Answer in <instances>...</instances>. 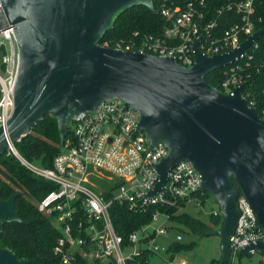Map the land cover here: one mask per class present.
<instances>
[{
  "label": "water",
  "instance_id": "water-1",
  "mask_svg": "<svg viewBox=\"0 0 264 264\" xmlns=\"http://www.w3.org/2000/svg\"><path fill=\"white\" fill-rule=\"evenodd\" d=\"M134 5L156 12L153 0H0V32L14 27L18 53L13 109L0 125V155L45 114L57 121L61 148L71 120L106 99L121 98L140 115L136 128L145 133L148 148L163 143L169 150L153 163L159 181L148 194L162 192L170 169L190 161L200 174L199 189L212 195L221 212L220 227L206 235L219 237L223 262L240 215V194L264 229V119L241 96L243 85L228 94L204 77L245 54L264 28L213 56L197 49L199 37L191 67L174 57L100 45L117 17ZM22 194L3 199L0 187V232L8 222H30L16 211ZM254 253L264 263V238L238 250L241 256ZM28 262L0 246V264Z\"/></svg>",
  "mask_w": 264,
  "mask_h": 264
},
{
  "label": "built area",
  "instance_id": "built-area-1",
  "mask_svg": "<svg viewBox=\"0 0 264 264\" xmlns=\"http://www.w3.org/2000/svg\"><path fill=\"white\" fill-rule=\"evenodd\" d=\"M256 1H235L217 8V15L232 10L241 19L215 32L217 19L209 18L204 0L188 1L182 6L164 3L160 7V14L165 18L162 34L135 30L129 37L116 41L102 38L99 44L174 57L179 65L191 67L195 61L193 42L199 37L197 49L213 56L238 47L258 30L253 21ZM258 40L253 41L248 51L252 47L257 48ZM1 46L7 50L2 58L5 71L0 72V125H5L13 109L18 63L12 25L0 32ZM248 51L224 67L221 90L232 94L235 88L243 85L241 96L247 100L248 106L255 110L258 106L259 112H256L264 119V103L251 90L244 91L248 78L245 70L249 64L243 59L252 57ZM261 68L258 66L257 69ZM262 93L264 95V90ZM139 117L137 111L125 107L123 99H106L83 118L72 120L71 136L69 139L66 136L50 168L35 167L21 157L12 144L8 146L22 165L54 185L36 206L60 233L53 246L58 264H144L147 260L143 262L140 259L143 252L156 253L160 249L157 238L167 237L173 231L167 226L171 214L167 209L173 207L178 214L187 204H192L197 207L196 212L201 213L204 191L199 189L200 174L188 160L170 169L162 192L148 194L159 181L153 163L165 157L169 150L163 143L148 148L145 133L136 128ZM97 183L103 187L97 188ZM237 202L240 215L229 243L232 260L241 247L264 238V229L247 199L240 194ZM114 204L124 205L136 214L153 209L151 221L124 238L112 224L110 208ZM211 213L221 214L214 210ZM160 216L165 221L149 231L148 228ZM181 239L177 233L172 242ZM172 242L167 244L166 250ZM178 264L186 262L180 260Z\"/></svg>",
  "mask_w": 264,
  "mask_h": 264
},
{
  "label": "trees",
  "instance_id": "trees-1",
  "mask_svg": "<svg viewBox=\"0 0 264 264\" xmlns=\"http://www.w3.org/2000/svg\"><path fill=\"white\" fill-rule=\"evenodd\" d=\"M156 12L143 5H134L121 13L114 24L112 30L105 32L103 39L109 38L116 41L121 37H129L133 31L137 30L143 33L162 34V29L165 26V18L160 14V7L164 3L182 6L184 3L192 0H153ZM205 12L209 18L217 19L215 31H220L229 27L232 23L240 22V15L234 11L222 12L217 15L216 9L231 2L242 0H204ZM255 29L264 28V0H257L255 3V11L253 14ZM5 46L0 47V72L4 73L5 64L2 63V58L6 53ZM248 56L243 59L249 64L246 67L248 74L247 83L244 91L251 90L261 103H264V34L257 41V48L249 49ZM258 66H262L258 70ZM216 69L207 74L204 79L215 88L222 89V80L224 78V70ZM1 97V87H0ZM259 112V107L255 106ZM68 123V135L71 136V130ZM60 142V134L58 133L57 121L55 118L44 115L43 120L31 128V131L22 136L19 141L14 142L13 146L16 151L28 162H40V167L50 168L55 155L60 152L58 144ZM0 187L1 197L7 199L8 196L15 191H21L23 194L15 200V207L18 216L22 219H29V223H20L16 221L8 222L3 225L0 232V246L9 247L12 249L18 258H29L26 264H58V259L53 253V246L56 243L59 232L48 218L43 216L37 210V203L48 191L54 188L52 183H49L41 176L35 175L28 167L22 165L18 158L8 150L0 155ZM200 195V194H199ZM212 196L207 191L203 192L202 202L208 200ZM35 200L37 203H35ZM170 214L171 226L169 229H176L182 232L180 226L189 229L192 233L199 237L206 235L209 230L217 229L221 225V214L214 215L210 213L208 220L203 221L189 212H181L176 214L175 208L167 209ZM153 209H149L145 213H132L124 205L114 204L110 208L112 215V224L114 229L124 238L137 229L140 225L151 221ZM201 215V213H199ZM195 242L190 241L188 244H181L178 241H173L167 251L171 253L169 259L175 252L180 250H188L192 248ZM153 253L148 251L143 252L140 259L144 262ZM144 262L147 264L148 262ZM231 253L229 252L220 264H232ZM77 264V263H74ZM257 264H264L260 259Z\"/></svg>",
  "mask_w": 264,
  "mask_h": 264
},
{
  "label": "rangeland",
  "instance_id": "rangeland-1",
  "mask_svg": "<svg viewBox=\"0 0 264 264\" xmlns=\"http://www.w3.org/2000/svg\"><path fill=\"white\" fill-rule=\"evenodd\" d=\"M72 124H69L71 127ZM32 164L35 167L41 166L40 162L34 161ZM97 188L103 187V184L97 183ZM35 203L37 201L35 200ZM195 206L192 204H187V206L183 209L185 212H189L192 215L197 216L203 221H207L208 217L212 210L218 211V204L215 199L210 196L207 201H205L201 212V215L196 212ZM164 217L160 216L159 219L152 223V225L148 228L151 231L152 227L160 225L164 222ZM168 228L171 226V223L167 224ZM182 232L177 231L176 229H172L171 233L167 235V237L161 236L158 237L156 243L160 246V249L156 251V253L152 254L148 258L147 264H178L180 260L186 262V264H220V255H221V247H220V239L216 235H204L203 237H199L192 233L189 229L180 226ZM180 234L182 239L178 242L181 244H188L190 241H194L195 244L192 248H188V250H180L175 252L172 260L169 259L171 253L166 250L167 244L172 242L175 238L176 234ZM133 249V248H131ZM261 256L258 253H254L251 256H241L237 255V257L232 261V264H257L260 260Z\"/></svg>",
  "mask_w": 264,
  "mask_h": 264
}]
</instances>
